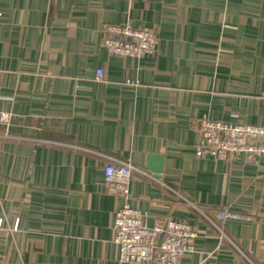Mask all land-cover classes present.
Instances as JSON below:
<instances>
[{
  "label": "crops",
  "instance_id": "0c3cea01",
  "mask_svg": "<svg viewBox=\"0 0 264 264\" xmlns=\"http://www.w3.org/2000/svg\"><path fill=\"white\" fill-rule=\"evenodd\" d=\"M0 9V264H147L117 260L123 200L103 183L112 160L148 174L129 182L148 225L196 227L182 264H264V159L195 154L202 118L264 125V0H0ZM126 22L157 29L153 55L101 45L102 26ZM217 205L233 216L218 220Z\"/></svg>",
  "mask_w": 264,
  "mask_h": 264
},
{
  "label": "built area",
  "instance_id": "2783aa9c",
  "mask_svg": "<svg viewBox=\"0 0 264 264\" xmlns=\"http://www.w3.org/2000/svg\"><path fill=\"white\" fill-rule=\"evenodd\" d=\"M2 16L3 11L0 9V18ZM100 33L101 45L114 56H151L158 44L157 29L151 26L134 27L126 22L102 26ZM95 80H103L102 70H96ZM197 134V157L210 156L231 165L256 164L259 159H264L262 124L202 118L198 121ZM133 171L148 175L129 161L112 160L103 166L106 191L123 200L115 211L112 225L118 262L182 264V256L194 251V242L198 236L196 227L172 218H159L148 225V213L129 203V182ZM231 216L233 212L227 206L217 205L218 220L223 221Z\"/></svg>",
  "mask_w": 264,
  "mask_h": 264
},
{
  "label": "water",
  "instance_id": "95a60500",
  "mask_svg": "<svg viewBox=\"0 0 264 264\" xmlns=\"http://www.w3.org/2000/svg\"><path fill=\"white\" fill-rule=\"evenodd\" d=\"M150 162H151V169L153 171L154 176H159L158 173H160L161 171V157L160 156H155V155H151L150 156Z\"/></svg>",
  "mask_w": 264,
  "mask_h": 264
}]
</instances>
